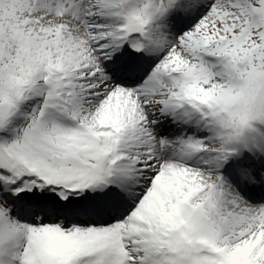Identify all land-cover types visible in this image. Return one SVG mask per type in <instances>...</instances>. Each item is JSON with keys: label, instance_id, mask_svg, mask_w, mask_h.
<instances>
[{"label": "snow or ice", "instance_id": "obj_1", "mask_svg": "<svg viewBox=\"0 0 264 264\" xmlns=\"http://www.w3.org/2000/svg\"><path fill=\"white\" fill-rule=\"evenodd\" d=\"M0 264H264V0H0Z\"/></svg>", "mask_w": 264, "mask_h": 264}]
</instances>
